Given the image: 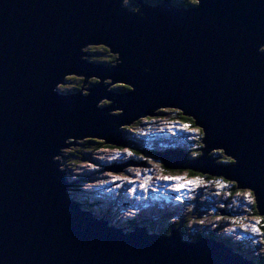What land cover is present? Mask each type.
I'll return each mask as SVG.
<instances>
[{
  "label": "water",
  "instance_id": "95a60500",
  "mask_svg": "<svg viewBox=\"0 0 264 264\" xmlns=\"http://www.w3.org/2000/svg\"><path fill=\"white\" fill-rule=\"evenodd\" d=\"M174 2L0 0V264H262L216 237L108 225L55 158L71 138L127 146L120 126L180 109L201 154L157 153L163 164L235 182L264 216V0ZM98 45L114 64L86 58ZM68 76L96 82L62 91Z\"/></svg>",
  "mask_w": 264,
  "mask_h": 264
},
{
  "label": "rangeland",
  "instance_id": "374dc122",
  "mask_svg": "<svg viewBox=\"0 0 264 264\" xmlns=\"http://www.w3.org/2000/svg\"><path fill=\"white\" fill-rule=\"evenodd\" d=\"M134 2L136 1L124 0V7L134 9ZM88 49L87 47L85 51ZM94 57L96 58L97 56ZM86 58L89 59L88 56ZM107 64H114V62ZM73 84L74 81L70 80L60 84V86L63 85L69 88ZM79 88L85 93L88 92L85 90V86ZM62 91H65V89ZM104 101L101 102L102 105H105ZM164 122H159L160 124L152 130L153 132L156 130L166 131L165 136L168 138H162V141H164L163 145L175 138L173 133L169 134L171 131L169 127L172 125ZM124 127L128 128L129 126H120L119 130ZM152 131L149 133H152ZM126 132H130L125 135L127 137L132 136L131 133H134L130 129H127ZM191 136L192 139L188 138L191 140L190 144H194L193 142L198 138L202 140L204 137L197 130ZM81 140L71 138L68 143L73 141L76 143ZM189 140L185 142V146H189ZM77 147L79 148L77 144L64 147L60 150V154L57 155L58 157L56 156L55 158L59 159L61 169H67V175L72 181L69 182L65 179L66 182L72 183L69 187L70 190L75 192L72 199L83 198L88 204L92 202L99 203L98 205H101V211L112 215L110 216L111 221L108 225L123 228L125 225L124 222L127 220H134L135 218L144 216V212L137 214L135 208H143L144 210L158 212L157 214H160V207L165 210V214L151 226L161 228L170 226V224H174L175 226L184 225L185 223L184 234L187 236H183L184 238L189 236L193 239V235L206 234L207 232L213 231L215 235L223 234L229 243L233 242L237 245L243 243V248L254 244L258 248L253 250V254H251L252 251L250 254L255 255L257 258L264 256L262 243L259 240H254L252 234L249 233L251 232L252 226L258 223L247 207L252 202V195L248 192V189H245L242 195H239V193L230 195L232 198L229 199L227 193L221 194L220 192L226 190V187L217 184L215 180H208L210 182L208 185H201L202 183L198 180L195 181L193 178L196 177L189 174L187 169H184L181 175L170 176V174L162 170L159 164L161 160L159 161L151 156L145 157L143 160L137 158H132L131 160L129 158V162H132L126 164L125 159L131 157L133 153L125 149L118 151V149L100 148L83 153L89 156L90 159L82 154L81 159L78 157L79 159L77 160L75 157L74 160V155H70L73 152L68 151H73ZM218 150L215 149L212 152ZM115 157L122 160L117 162L118 167L123 166L120 170L117 168L110 169V164H108ZM93 172L97 178H95ZM186 176H192L193 178H187ZM213 185L217 187L218 191L214 189ZM175 192H177V195H174ZM95 198L98 199V202H95L97 201ZM132 200H137V203L131 205ZM219 208L223 210L229 209L230 213H224L222 214L223 217L219 218L221 217L217 212ZM94 209H96V204L94 205ZM232 214H236L239 220L235 221V219L229 218ZM223 223H225L224 227L220 228V224ZM165 231H167V228H165ZM257 234L259 235V233H254L255 236ZM256 260L258 261L259 259ZM260 262L264 263V259L260 260Z\"/></svg>",
  "mask_w": 264,
  "mask_h": 264
},
{
  "label": "trees",
  "instance_id": "16d2710c",
  "mask_svg": "<svg viewBox=\"0 0 264 264\" xmlns=\"http://www.w3.org/2000/svg\"><path fill=\"white\" fill-rule=\"evenodd\" d=\"M132 1H136L134 2V9H136L141 2L147 1L148 3L158 4L161 0H132ZM182 1H185V3L192 2V0H182ZM88 48L89 49L86 51L88 53L87 55L90 60L95 59L94 61H98L101 63L102 62L111 63V62L116 61V55L110 52L109 48L105 46H97V47L91 46ZM94 56H97V57L95 58ZM84 78L85 77H78V76L67 77L66 81H70V80L74 81V84L70 86L69 88L64 87L63 85L60 87L62 90L65 89V91L67 92L76 91V90H80L79 87L81 86L87 87V86H90L93 82H96L95 78H92V79L89 78L88 83H85ZM126 88H127L126 86L121 85V84L113 86V89L115 91H123V90H126ZM104 103L107 104L108 102L104 101ZM159 122L161 123L164 122V123H168L172 125L170 128H173L172 131L175 130L176 132V133H173L175 139L170 141V143L166 146H163L164 141H162V138L164 137V134H165L164 131L163 130H156L154 132L152 131L155 127H157V125L160 124ZM123 129L125 132L127 131V129L133 130L134 132L132 133V136L128 138L126 137V139H129V142H130V144L127 146H113V145L106 144L103 140H100V139L86 138L81 141H77L75 143L77 144V146L79 145V148L77 147V149L73 151L69 150L68 152H73V153H70V155H74L73 156L74 160H75V157L78 160L79 159L78 157H80L81 159V156L84 152H90L95 149L97 150L100 148H107V149H118V151L120 150L122 151L125 149L126 151L133 153V155L131 154L132 156L129 158H137V159L143 160V158L151 156L152 158L158 159L160 161L161 158L157 155V153L169 152L171 151L169 149H172L178 146L182 147L181 146L182 142L180 140L181 139L189 140L188 138H191V135L195 133L196 130L200 134H203L202 130L199 127H197V125L195 124L194 118L186 115L180 109H172V108L159 109L156 111V115L138 119L135 123H133L128 128H123ZM150 131H152V133H149ZM193 143L194 144H190V146H188V149L186 148V146L183 147L186 150L184 152H186L190 158L199 156L201 154L200 148L203 146L201 142V138H198ZM83 155L90 159L89 156H86L85 154ZM211 155L217 158L218 162H224V163L231 162L230 161L231 159L226 157L222 150L211 152ZM159 164L162 167V170H164L165 173L170 174V176L172 175L178 176V175H181L182 172H184V170L172 169V168L166 167L163 164L162 160L159 162ZM187 172H189V174H191L193 177H196L197 179L191 176H186L187 178L191 177L195 181L198 180L200 183H202L201 185H208V183H210L208 180H215L217 184L223 185L224 187H226V190H223L220 192L221 194L227 193L229 199L232 198L230 197V195H234L235 193H239V195H242V193L244 192V190H238L236 188L237 184L235 182L228 181L222 177L209 176L206 174H202L200 172H196L192 169H187ZM214 189L218 191L217 187L215 186H214ZM81 201L84 202L83 200ZM95 202H98V199ZM83 207L85 209H90L89 205L86 203L83 204ZM247 207L250 210L251 215H253L256 222L258 223L257 225L261 227L260 228L261 232L264 233V216L259 215L258 208L256 207V203H255L253 195H252V202H250V204ZM221 210L223 209H220V208L217 209L218 214L221 216L219 218L223 217L221 214ZM225 211L230 213L229 209ZM229 218L235 219V221L239 220L238 219L239 217L237 218L236 214H232L231 216H229ZM184 229L185 228H183V230ZM258 237L259 239H256V240H259L262 243V247L264 248V235L259 234ZM251 254L253 253L251 252ZM251 254L247 253L248 257L256 258L259 260L264 259V256H260L259 258H257V257L251 256Z\"/></svg>",
  "mask_w": 264,
  "mask_h": 264
},
{
  "label": "bare ground",
  "instance_id": "6f19581e",
  "mask_svg": "<svg viewBox=\"0 0 264 264\" xmlns=\"http://www.w3.org/2000/svg\"><path fill=\"white\" fill-rule=\"evenodd\" d=\"M91 47V46H90ZM83 77H85V76H83ZM90 78H91V76H90ZM88 80H89V78H87L86 79V77L84 78V82L85 83H87L88 82ZM191 138H192V136H191ZM126 141H127V145H129L130 144V142H129V139H126ZM74 142V141H73ZM75 143V142H74ZM189 146H190V143H189ZM158 148V147H157ZM189 158V157H188ZM131 160H132V158H130ZM118 161H122V160H120V159H118V158H114V160L111 162V163H108V164H110V169H114V168H117V169H121V168H123V166H121V167H118L117 166V162ZM125 162H126V164H130L132 161H130L129 162V157L128 158H126L125 159ZM164 166V165H163ZM94 173V172H93ZM97 174V173H96ZM94 175H95V173H94ZM95 178H97L96 177V175H95ZM77 179V178H76ZM67 180V179H66ZM70 182H72V181H70ZM67 184H68V182H67ZM72 184V183H71ZM109 187H110V185H109ZM174 195H177L176 193L174 194ZM172 198H173V196H172ZM95 199H97V198H95ZM79 203V202H78ZM96 204V209H94V205ZM89 207H90V211H92V213H96L97 212V207L100 209L101 208V206H99L97 203H94V202H92V203H90L89 204ZM105 213V218H108V217H110V216H112L111 214H109V213H106V212H104ZM221 227V226H220ZM261 228V227H260ZM235 253H239V252H237V251H234Z\"/></svg>",
  "mask_w": 264,
  "mask_h": 264
},
{
  "label": "snow or ice",
  "instance_id": "6c2138e0",
  "mask_svg": "<svg viewBox=\"0 0 264 264\" xmlns=\"http://www.w3.org/2000/svg\"><path fill=\"white\" fill-rule=\"evenodd\" d=\"M193 3L195 4H200L201 3V0H192ZM247 228V226H245ZM251 230L254 232V233H259L261 235H264V233L261 232V229L258 225H253Z\"/></svg>",
  "mask_w": 264,
  "mask_h": 264
},
{
  "label": "flooded vegetation",
  "instance_id": "af4514ba",
  "mask_svg": "<svg viewBox=\"0 0 264 264\" xmlns=\"http://www.w3.org/2000/svg\"><path fill=\"white\" fill-rule=\"evenodd\" d=\"M182 1V0H181ZM179 2V1H178ZM177 2V3H178ZM183 3H185V1H183ZM179 4L181 5V3L179 2ZM194 3L193 2H191V3H185V5H187V6H189V5H193ZM195 5V4H194Z\"/></svg>",
  "mask_w": 264,
  "mask_h": 264
},
{
  "label": "clouds",
  "instance_id": "9594fccd",
  "mask_svg": "<svg viewBox=\"0 0 264 264\" xmlns=\"http://www.w3.org/2000/svg\"><path fill=\"white\" fill-rule=\"evenodd\" d=\"M66 170V169H65ZM81 200H82V198H80ZM77 202H79V203H81L82 201H77ZM85 203V200H84V202H82V204H84Z\"/></svg>",
  "mask_w": 264,
  "mask_h": 264
},
{
  "label": "built area",
  "instance_id": "2783aa9c",
  "mask_svg": "<svg viewBox=\"0 0 264 264\" xmlns=\"http://www.w3.org/2000/svg\"><path fill=\"white\" fill-rule=\"evenodd\" d=\"M70 180V179H69ZM71 181V180H70Z\"/></svg>",
  "mask_w": 264,
  "mask_h": 264
}]
</instances>
